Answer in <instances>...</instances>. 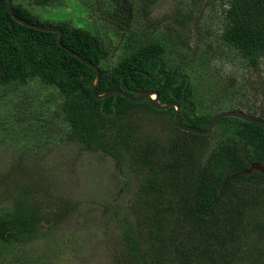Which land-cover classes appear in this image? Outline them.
<instances>
[{"label": "trees", "instance_id": "16d2710c", "mask_svg": "<svg viewBox=\"0 0 264 264\" xmlns=\"http://www.w3.org/2000/svg\"><path fill=\"white\" fill-rule=\"evenodd\" d=\"M58 1L13 0V5L16 16L32 24L61 28L64 45L99 67L98 94L119 89L136 97L139 91H155L159 103L180 104L183 124L208 127L216 113L197 112L191 77L181 65L168 64L162 42L142 44L110 63L118 47L108 36L43 17ZM225 1L223 41L258 68L264 59V0ZM118 2L107 0L103 15L111 11L114 17ZM152 3L144 0V16ZM176 14L186 24L188 14ZM113 25L122 39L124 27ZM57 39V32L16 21L7 0H0V87L9 91L40 82L55 88L70 127L68 139L84 150L104 151L134 174L137 184L126 206L115 213L132 264H264V183L259 172L247 170L242 153L259 159L264 128L224 117L210 134L200 135L177 127L175 107L155 109L151 97L134 102L113 93L97 99L92 90L96 70ZM186 86L191 108L183 98ZM153 116L169 117L170 132H157ZM38 221L34 208L0 217V264H15L7 260V246L32 236ZM30 262L27 256L20 259L21 264Z\"/></svg>", "mask_w": 264, "mask_h": 264}, {"label": "rangeland", "instance_id": "374dc122", "mask_svg": "<svg viewBox=\"0 0 264 264\" xmlns=\"http://www.w3.org/2000/svg\"><path fill=\"white\" fill-rule=\"evenodd\" d=\"M151 2L148 16L144 0H119L114 17L110 9L103 15L107 0H59L41 13L108 36L118 47L114 64L142 44L162 42L168 64L190 75L198 113L264 107V59L252 68L223 41L225 0ZM179 10L188 14L186 24H180ZM116 22L124 27L122 39ZM60 103L58 91L40 82L0 87V217L34 208L39 220L32 236L7 246V260L132 264L115 213L126 206L137 179L111 155L69 140ZM152 118L157 132H170L169 117Z\"/></svg>", "mask_w": 264, "mask_h": 264}, {"label": "water", "instance_id": "95a60500", "mask_svg": "<svg viewBox=\"0 0 264 264\" xmlns=\"http://www.w3.org/2000/svg\"><path fill=\"white\" fill-rule=\"evenodd\" d=\"M7 2H8V10H9L10 14L15 18L16 21H18L24 25L37 28L39 30L57 32L58 33V39L57 40H58V44L60 47L65 48L73 56H75L76 58H78L79 60L83 61L85 64L93 67L96 70L97 76H96L94 84L92 86V90H93V93L97 99L105 98L108 95L113 94V93L121 94V95L125 96L127 99L134 101V102H139V101L146 99L147 97H151V105L155 109L160 110V109H167L171 106L175 107L174 123L177 127H179L180 129H182L184 131L193 132V133L200 134V135L210 134L214 130L216 125L219 123V121L224 117H238V118L244 119L248 122L254 123V124L264 128V120L259 119V118L254 117V116H251L242 110H228V111H222L220 113H217L213 117V119L210 121V123L206 129L197 128V127H194L191 125H185V124H183V121H182V118L185 115V113L181 114L180 104L178 102H174V101H169V102H166L164 104L159 103V94L155 91H139V92H137L138 96H136V97L132 96L129 93L124 92L123 90H119V89H111V90H109L103 94H98L97 88H98L100 81H101V72H100L99 67L97 65H95L93 62L86 60L85 58L80 56L78 53L74 52L73 50H70L69 48H67L64 45L62 29L59 27H55V26H40V25L32 24V23L22 19L21 17L16 16L14 5H13V0H7ZM187 88H188V86H186L184 89L183 98L187 101L189 107L191 108V104L186 99V96H185ZM252 168L260 170L264 167H263V165H252ZM229 180H227V182H229Z\"/></svg>", "mask_w": 264, "mask_h": 264}, {"label": "flooded vegetation", "instance_id": "af4514ba", "mask_svg": "<svg viewBox=\"0 0 264 264\" xmlns=\"http://www.w3.org/2000/svg\"><path fill=\"white\" fill-rule=\"evenodd\" d=\"M244 111L247 114H249V115L252 113V114H255V115L259 116V119H260V116H261V118H264V107H260L259 105L255 106V104H254V105L247 106V109H245ZM242 153H243V156H244V158L246 160V164L249 165L247 170L248 171H253V172H259L260 175L262 176V182L264 183V168H262L260 170L252 168V165H263V167H264V152H262L259 155V159L257 158V159H254V160H252L244 152H242Z\"/></svg>", "mask_w": 264, "mask_h": 264}]
</instances>
